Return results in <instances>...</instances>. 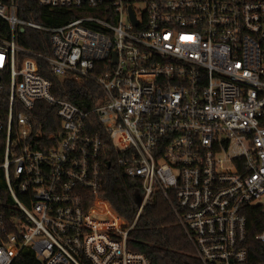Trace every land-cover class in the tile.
Wrapping results in <instances>:
<instances>
[{
  "label": "built area",
  "instance_id": "1",
  "mask_svg": "<svg viewBox=\"0 0 264 264\" xmlns=\"http://www.w3.org/2000/svg\"><path fill=\"white\" fill-rule=\"evenodd\" d=\"M36 1L77 16L48 27L0 0V264L25 251L37 264H152L128 242L156 192L203 264H264L248 218L264 211V0ZM27 28L49 31L52 51L19 42ZM43 64L93 80L94 106L55 96ZM39 100L62 121L46 137L27 112ZM111 149L141 183L132 223L100 194Z\"/></svg>",
  "mask_w": 264,
  "mask_h": 264
},
{
  "label": "trees",
  "instance_id": "2",
  "mask_svg": "<svg viewBox=\"0 0 264 264\" xmlns=\"http://www.w3.org/2000/svg\"><path fill=\"white\" fill-rule=\"evenodd\" d=\"M16 4L19 6V16L48 27L63 24L77 16L74 9H53L40 5L36 0H16ZM19 42L37 51L47 53L52 51L50 32L46 30L27 28L20 36ZM42 73L51 80L52 92L58 98L84 108H91L100 96L99 89L91 79H86L84 84H80L73 78L54 74L46 64L42 65ZM9 93L8 82L5 81L4 87L0 89V116L4 120L8 118ZM22 109L24 107L16 103L15 116ZM27 112L33 119V134L39 133L42 137H46L62 128V121L56 113V107L44 100L37 101ZM14 132H16L15 123ZM117 158L118 154L112 149L108 150L104 156L103 186L100 194L111 202L127 222L132 223L139 210L136 194L142 193L141 183L131 178L125 168L117 164ZM109 162H112L111 166L108 165ZM248 218L250 254L256 261H264L263 254H255L256 250L259 252L264 249V244L255 240V234L264 231L262 207H251ZM128 246L132 250L146 254L152 264H203L196 257L195 250L179 223L173 205L161 192H156L144 206L135 227L130 232ZM15 264H37V262L31 251H25Z\"/></svg>",
  "mask_w": 264,
  "mask_h": 264
},
{
  "label": "water",
  "instance_id": "3",
  "mask_svg": "<svg viewBox=\"0 0 264 264\" xmlns=\"http://www.w3.org/2000/svg\"><path fill=\"white\" fill-rule=\"evenodd\" d=\"M108 165L111 166V163L109 162ZM134 183H135V182H134ZM136 202H137V204H138L139 206H140V205L142 204V202H143V197H142V195H141L140 193H137V194H136Z\"/></svg>",
  "mask_w": 264,
  "mask_h": 264
}]
</instances>
